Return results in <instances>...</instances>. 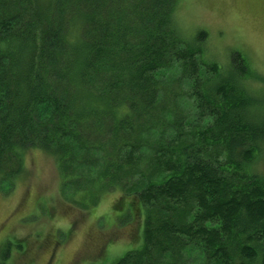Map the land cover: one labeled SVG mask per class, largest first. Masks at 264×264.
Returning a JSON list of instances; mask_svg holds the SVG:
<instances>
[{
    "label": "trees",
    "instance_id": "trees-1",
    "mask_svg": "<svg viewBox=\"0 0 264 264\" xmlns=\"http://www.w3.org/2000/svg\"><path fill=\"white\" fill-rule=\"evenodd\" d=\"M180 2L0 0V182L36 148L63 186L99 166L72 199L116 191L144 214L113 264H264V76L238 50L215 61L204 30L189 40ZM175 63L187 91L155 76Z\"/></svg>",
    "mask_w": 264,
    "mask_h": 264
},
{
    "label": "rangeland",
    "instance_id": "rangeland-1",
    "mask_svg": "<svg viewBox=\"0 0 264 264\" xmlns=\"http://www.w3.org/2000/svg\"><path fill=\"white\" fill-rule=\"evenodd\" d=\"M176 18L189 40L199 30L208 32L215 61L227 66L230 50H238L264 76V0H181ZM155 74L164 87L173 89L179 82L189 89L176 63ZM251 88L262 89L258 83ZM178 102L186 106L182 116L192 122L186 112L195 113L190 98L180 96ZM25 157V171L15 185L0 182V264H113L138 248L144 214L137 207L126 216L130 198L110 192L89 208L72 199L74 187L89 185L99 166L73 167L80 185L63 186L53 157L38 148ZM255 165L264 175V149Z\"/></svg>",
    "mask_w": 264,
    "mask_h": 264
}]
</instances>
